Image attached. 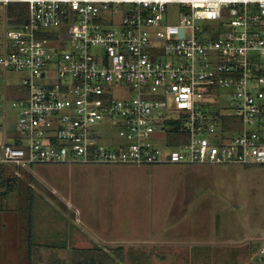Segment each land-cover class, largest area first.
Masks as SVG:
<instances>
[{"label": "built area", "instance_id": "1", "mask_svg": "<svg viewBox=\"0 0 264 264\" xmlns=\"http://www.w3.org/2000/svg\"><path fill=\"white\" fill-rule=\"evenodd\" d=\"M0 4L26 6L0 29V111L11 103L17 122L0 165L15 176L68 162L264 166V0Z\"/></svg>", "mask_w": 264, "mask_h": 264}, {"label": "rangeland", "instance_id": "2", "mask_svg": "<svg viewBox=\"0 0 264 264\" xmlns=\"http://www.w3.org/2000/svg\"><path fill=\"white\" fill-rule=\"evenodd\" d=\"M11 9L0 4L1 30ZM26 75L9 70L5 77L22 84ZM127 92L120 89L119 97ZM16 123L8 103L6 121L0 111V153L6 137L17 134ZM114 138L119 140L116 133ZM21 171L17 177L13 166L0 165V260L6 257L8 264L27 261L31 214L43 245L46 235H63L66 243L82 234L86 244L89 237L119 235L123 264H264L263 165L68 162ZM164 229L167 243L152 257L143 243ZM253 231L259 235H248Z\"/></svg>", "mask_w": 264, "mask_h": 264}, {"label": "trees", "instance_id": "3", "mask_svg": "<svg viewBox=\"0 0 264 264\" xmlns=\"http://www.w3.org/2000/svg\"><path fill=\"white\" fill-rule=\"evenodd\" d=\"M9 7H13V10L11 9L9 11L10 14H15L16 9L21 8L22 11H25L26 6L23 4H12ZM10 97H15V94L13 92L10 93ZM228 119V118H227ZM180 134L176 131V129H170L168 131V137H169V143L174 144L179 139ZM0 176L1 173H0ZM2 183V182H1ZM10 186H7L9 189ZM7 188V189H8ZM8 189V190H9ZM5 191V192H8ZM32 207V204H31ZM33 214L30 215V227H29V234H28V258H29V264H51L54 262L55 259H57V263L60 264V259L55 255H52L49 257L48 261L45 262V256L43 253L44 245L40 242H38L35 239V233L33 229ZM111 252L105 251L102 247H99L98 245L94 247H86V248H79L74 247L73 248V262L74 264H123L122 262L125 259V252L124 247L122 245L115 246L110 248ZM54 264V263H53Z\"/></svg>", "mask_w": 264, "mask_h": 264}, {"label": "crops", "instance_id": "4", "mask_svg": "<svg viewBox=\"0 0 264 264\" xmlns=\"http://www.w3.org/2000/svg\"><path fill=\"white\" fill-rule=\"evenodd\" d=\"M256 233L257 232L253 231L252 233L248 235H259L258 233L257 234ZM163 235H165V229H164V234L154 235V237L151 236L147 240L146 243H143V246H147L152 250L151 252L152 257L155 256V254H159V252L161 251L160 249L166 245L167 242L165 240H162ZM62 237L63 235L61 236L58 235L57 238H54L53 235H46V239H45L46 242H44V249H43V253L45 256V262L48 261L50 256L55 255L56 258L58 257L60 259L61 261L60 264H74L73 262L74 260L72 256L74 247L86 248V247H94L98 245L99 247H102L105 251L110 253L111 252L110 248L117 246L116 244H120L122 241L120 240L121 237L119 235H115V236L101 235L103 239L98 238V241H97V238L94 239L93 237H89V238H92L91 239L92 241H90V243L88 242L87 244H86L87 237L82 234H77L75 236L72 235L69 242H66V243L64 242ZM74 237L79 243L75 244L73 242V240H75ZM8 263L9 261L6 259V257L0 260V264H8ZM53 263L58 264L57 259H55L54 262H52L51 264ZM22 264H29L28 250H27V261L26 263L22 262ZM45 264H48V263H45Z\"/></svg>", "mask_w": 264, "mask_h": 264}, {"label": "water", "instance_id": "5", "mask_svg": "<svg viewBox=\"0 0 264 264\" xmlns=\"http://www.w3.org/2000/svg\"><path fill=\"white\" fill-rule=\"evenodd\" d=\"M181 35H183V31L181 32Z\"/></svg>", "mask_w": 264, "mask_h": 264}]
</instances>
